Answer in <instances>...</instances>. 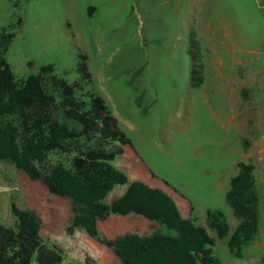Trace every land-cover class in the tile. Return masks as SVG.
Returning <instances> with one entry per match:
<instances>
[{
    "label": "rangeland",
    "instance_id": "rangeland-1",
    "mask_svg": "<svg viewBox=\"0 0 264 264\" xmlns=\"http://www.w3.org/2000/svg\"><path fill=\"white\" fill-rule=\"evenodd\" d=\"M3 29L16 31L6 54L16 75L53 64L57 75L80 83V93L105 99L131 140L114 164L168 192L185 218L205 225L222 264H263V202L258 234L235 257L228 240L239 219L226 192L237 162L258 163L264 141V0H0ZM83 56L90 79L78 70ZM194 62L204 66L200 85L193 84ZM225 79L234 83L231 98ZM123 188L116 185L106 202ZM13 201L39 213L43 237L63 248L64 264H86L87 257L118 264L109 247L70 228V198L0 159V223L11 227ZM208 209L224 212L230 234L218 237L209 227ZM99 228L115 239L161 225L141 215L110 216Z\"/></svg>",
    "mask_w": 264,
    "mask_h": 264
},
{
    "label": "trees",
    "instance_id": "trees-1",
    "mask_svg": "<svg viewBox=\"0 0 264 264\" xmlns=\"http://www.w3.org/2000/svg\"><path fill=\"white\" fill-rule=\"evenodd\" d=\"M21 22L19 18L18 26ZM15 34V30L0 32V159L34 180H43L50 193L70 198V228L109 247L118 264H222L213 252L215 238L205 225L185 218L168 192L130 179L114 164L131 140L101 95L80 93V83L57 75L53 64L41 66L38 74L16 75L6 58ZM203 69V64L194 62V85L204 82ZM78 70L91 78L85 56ZM237 165L226 200L239 223L231 232L224 212L215 209L206 211V220L218 237L231 232L229 250L242 257L244 246L259 232L260 194L255 164L241 160ZM116 185H123L124 192L106 202ZM11 208L17 223L15 227L0 223V264H62L64 250L45 240L39 213L14 201ZM133 213L158 222L161 229L115 239L101 232L100 221ZM85 263L95 264L88 257Z\"/></svg>",
    "mask_w": 264,
    "mask_h": 264
},
{
    "label": "crops",
    "instance_id": "crops-1",
    "mask_svg": "<svg viewBox=\"0 0 264 264\" xmlns=\"http://www.w3.org/2000/svg\"><path fill=\"white\" fill-rule=\"evenodd\" d=\"M224 85L227 88L225 90V94L224 95H226L227 98L228 97L231 98L234 95V93H235V89H234V86H233L234 85L233 81L232 80L225 79L224 80ZM229 85H231V87H229ZM246 108L247 109L249 108V100H248V104H247V107ZM129 146L130 145H128L126 147L125 153L128 150ZM254 160L258 162V163H253V164H255L254 173H255V177H256L257 188H258L259 194H260V205H261V202H263V205H264V172L262 170H260V169H262L264 167V141L263 140L260 142V147L257 150V153L254 155ZM139 177H141V176H136L134 178H137V179H140L142 181H145V178H143V177L139 178ZM230 186H231V180H230ZM124 190H125V187L123 189H120L116 193V195L113 196V198H116V197L120 196L124 192ZM133 215H138V214H134L133 213V214L126 215V216L125 215H111V216H114L115 219H124V218H129L130 216H133ZM237 224H236V226H237ZM62 264H64V260H63V263Z\"/></svg>",
    "mask_w": 264,
    "mask_h": 264
}]
</instances>
